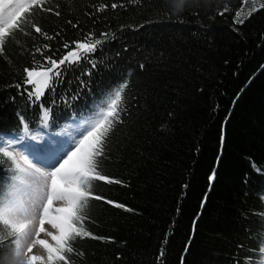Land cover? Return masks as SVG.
Masks as SVG:
<instances>
[{"label":"trees","instance_id":"obj_1","mask_svg":"<svg viewBox=\"0 0 264 264\" xmlns=\"http://www.w3.org/2000/svg\"><path fill=\"white\" fill-rule=\"evenodd\" d=\"M190 2V9L186 4L173 15L170 0H48L60 16L37 13L34 19L53 38L16 33L23 47L6 42L0 143L30 150L71 139L119 84H128L123 123L111 133L101 162L102 174L123 184L94 181L93 191L133 211L90 200L84 227L106 239L77 238L72 247L84 255L70 254L71 264H244L259 258L264 9L238 24L234 13L242 7L243 19L251 0ZM225 6L229 11L219 15ZM89 33L102 40L97 50L66 62L41 99H30L33 86L24 84V69L46 56L58 60L66 43ZM46 44L43 56L35 52ZM41 106L50 109L47 127ZM8 168L0 163V186L10 183ZM13 248L0 247V264H17Z\"/></svg>","mask_w":264,"mask_h":264},{"label":"snow or ice","instance_id":"obj_2","mask_svg":"<svg viewBox=\"0 0 264 264\" xmlns=\"http://www.w3.org/2000/svg\"><path fill=\"white\" fill-rule=\"evenodd\" d=\"M166 3H169V0H166ZM247 3L248 0H242V4ZM251 3L252 6L243 19L241 18L242 7L234 13L235 23L242 24L244 19L264 9L262 0H251ZM186 4L190 9V0H170L169 10L175 15L182 12ZM117 6L115 3L111 5L112 8ZM106 7L107 5H103L97 10L100 11ZM58 8V5L48 6V0H0V56L6 57L8 41H14L18 46L23 47L16 38V33L29 36L34 32L52 39L53 37L43 31L34 16L37 13L60 16ZM227 11L229 9L225 6L218 14L224 15ZM101 35L107 37L109 34ZM101 43V39H95L93 34L89 33L84 40L66 43L64 47L68 51L58 60L46 56L44 63L25 68L24 84L33 86V91L28 92L29 98L35 97L38 101L44 90L51 86L53 79L61 76L62 65L66 62L78 63L86 59L87 55L94 53ZM48 48L49 45L46 44L43 48H36L35 52L43 56L44 49ZM95 66L92 62V67L95 68ZM140 67L143 68V65ZM16 87L19 88L20 85ZM127 87V81H124L107 96L95 117L85 121L82 130L77 132L78 138L57 141L55 146L50 143L29 146L33 159L43 167H37L27 156L14 150L11 141H8L6 145L0 143V157H2L0 163H8L9 168L5 171L13 173L10 183L0 186L2 188L0 190V247H4L5 243L14 245L12 257L14 260L22 257L20 264H71L70 254L84 255L83 252H75L72 247V242L77 238L106 239L93 235L84 227L88 219L86 209L92 199L105 200L106 203L117 208L133 211L126 208L124 204L107 200L93 191L94 181L123 184V181L119 179L102 174L101 162L106 157L105 149L111 133L116 125L123 123V115L126 111L123 106V93ZM41 107L43 124L47 127L50 109ZM21 121L24 136H28L29 125L23 122L22 117ZM221 144H223V137ZM256 171L260 170L256 169ZM214 177L213 172L210 179ZM42 235L48 239L41 238ZM37 246L43 249L46 256L32 254ZM258 252L257 260L253 261L249 257L244 264H264V240L261 241ZM162 256L163 250L158 259ZM236 264L241 262L237 261Z\"/></svg>","mask_w":264,"mask_h":264},{"label":"rangeland","instance_id":"obj_3","mask_svg":"<svg viewBox=\"0 0 264 264\" xmlns=\"http://www.w3.org/2000/svg\"><path fill=\"white\" fill-rule=\"evenodd\" d=\"M45 91H46V89L44 90V93H45ZM44 93H43V95H44ZM43 95H42V96H43ZM42 96H41V97H42ZM41 97H40V99H41ZM48 121H49V120H48ZM74 137H77V136H74ZM74 137H73V138H74ZM77 138H78V137H77ZM5 145H6V143H5ZM35 145H37V144H35ZM12 148H13L14 150H16L18 153H20L21 155L27 156L28 159H29L33 164H36L37 167H43L42 164L38 163L37 160L33 159L32 155L30 154V150H29L25 145H23V146L21 147V146H18L17 144H13V143H12ZM21 194H22V193H21ZM41 238H43V239H48L47 237H44L43 235L41 236ZM22 251H23V249H22ZM32 254H39V255H45V256H46V253H45V252L43 251V249H41L39 246H37L36 248L33 249V253H32ZM20 259H22V257L17 259V264H20Z\"/></svg>","mask_w":264,"mask_h":264}]
</instances>
